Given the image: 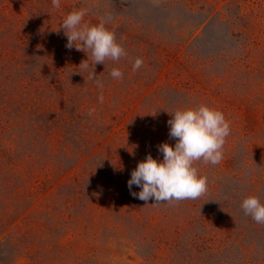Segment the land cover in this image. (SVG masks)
Instances as JSON below:
<instances>
[{"label": "rangeland", "instance_id": "rangeland-1", "mask_svg": "<svg viewBox=\"0 0 264 264\" xmlns=\"http://www.w3.org/2000/svg\"><path fill=\"white\" fill-rule=\"evenodd\" d=\"M61 4L0 0V264H264V224L241 208L264 202V0ZM80 8L126 56L80 66L91 53L60 28ZM202 104L231 122L222 162L196 163L208 191L133 197L139 162L176 142L170 112Z\"/></svg>", "mask_w": 264, "mask_h": 264}, {"label": "clouds", "instance_id": "clouds-1", "mask_svg": "<svg viewBox=\"0 0 264 264\" xmlns=\"http://www.w3.org/2000/svg\"><path fill=\"white\" fill-rule=\"evenodd\" d=\"M51 3L56 9L62 6L61 0H51ZM87 15L85 8L73 10L63 18L60 26L67 37V49L75 48L87 55L91 53L88 60L80 66L85 69L92 66L96 68L97 64H105L106 60L118 62L121 57L126 56L125 48L117 41L115 31L107 27V21L101 18L98 24H91L85 20ZM89 60L91 64L88 63ZM143 63L142 57L136 58L133 71L141 69ZM110 76L115 80H122L124 72L114 67ZM93 79L103 89L104 83L95 72ZM99 102H104L102 93ZM94 112L95 108L89 109L90 115ZM170 113L172 118L168 121L169 135L176 141L175 144L165 142L159 145L158 151L163 154V159L154 158L149 153L132 171L128 181L131 195L145 202L195 200L204 195L208 191L209 181L196 163H221L224 145L231 134V122L218 108L202 104ZM133 186L141 190L133 191ZM241 208L255 222L264 224V202L258 196H247L242 201Z\"/></svg>", "mask_w": 264, "mask_h": 264}]
</instances>
